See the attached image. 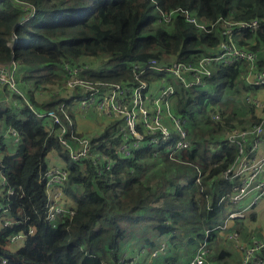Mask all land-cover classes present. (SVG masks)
Instances as JSON below:
<instances>
[{"label":"trees","instance_id":"16d2710c","mask_svg":"<svg viewBox=\"0 0 264 264\" xmlns=\"http://www.w3.org/2000/svg\"><path fill=\"white\" fill-rule=\"evenodd\" d=\"M174 8L187 9L207 24L218 16L258 19L255 30H241L235 38L258 50L255 69L264 65V0H0V63L16 64L21 91H9L19 105L0 101V264H116L123 244L137 235L142 246H155L148 234L180 237L185 244L195 242L196 249L207 230L206 242L214 238L213 227L238 205L230 201L232 183L223 175L237 149L223 134L260 122L264 114V107L244 103L264 86L246 82L250 67L242 62L216 65L205 86L185 87L165 71L143 75L149 85L167 77L174 86L171 109L185 121L190 147L172 157L164 151L153 155L145 144L117 156L119 120L110 119L89 137L91 149L110 156V165L91 158L75 161L59 141V125L46 114L53 110L67 123V111L68 131L79 135L67 107L83 95L78 87L63 86L66 61L89 64L83 77L94 83H130L134 63L196 62L214 53L219 27L200 29L181 11L165 25L160 12ZM8 127L16 131L13 147L4 140ZM50 152L65 163L62 200L74 210L56 222L46 220ZM17 240L21 246L12 248L10 242ZM179 259L178 252L164 258L168 264Z\"/></svg>","mask_w":264,"mask_h":264},{"label":"built area","instance_id":"2783aa9c","mask_svg":"<svg viewBox=\"0 0 264 264\" xmlns=\"http://www.w3.org/2000/svg\"><path fill=\"white\" fill-rule=\"evenodd\" d=\"M26 8H28L27 5L24 9ZM178 11H181V14L188 22L200 29L206 30L208 26L212 28L215 25L219 27L220 40L214 53L204 55L197 59L196 62L173 60L164 65L155 58H150L141 63H134L130 67L134 81L130 83H94L83 77V73L89 68L87 64H70L68 61L63 64L65 72V79L62 81L63 86L68 89L78 87L83 95L77 100V106L80 111L88 114L91 109H96L110 119L119 120L115 135L119 136L120 142L114 148V153L117 156H128L143 144L151 146L153 155L164 151L170 157L190 147L185 121L172 112L169 103L170 97L174 93V86L171 84V80L185 87L205 86V79L210 77L213 72V64L227 66L242 62L247 67H250L245 77L248 83L252 86H264V65L260 69H255L256 62L259 60L258 51L239 45L235 38V35L241 30H255L259 24L258 19L232 21L218 16L213 22L207 24L187 9L174 8L170 9L169 12H160L162 17L160 21H164V24L169 23L171 16ZM0 65L2 68V71H0V82L10 92L21 94L15 81L16 64L11 61L6 63L5 66L2 63ZM149 70L165 71L171 78L170 81L167 80V77L159 80V86L154 97L148 93L150 85L143 78V75ZM250 74H252L251 79L249 78ZM244 101L247 104L261 106L258 99L248 95ZM46 114L52 118L54 123L59 125V141L68 151L71 159L75 161L82 158L98 159L106 163L107 167L110 165L112 161L110 156L95 153L90 147L88 137L77 135L73 130L68 131L67 125L71 126L72 120L67 111L63 113L67 123H64L61 117L53 110L46 111ZM214 118H218V115H215ZM262 131V122L253 124L248 128H232L228 131L226 138L237 149V154L234 162L223 171V175L232 183L229 199L234 204H238L246 195L250 185L255 188V196L252 202H256L263 193L264 179L258 180V175L264 168V157L253 158V161L249 163V157L256 150L258 143L264 142ZM7 132L16 136V131L12 127H8ZM67 134L69 136H66ZM247 168L249 172L244 174ZM66 177V170L58 165L50 167L45 172L47 193L45 205L46 220L49 222H56L63 217H70L74 214L72 208L63 206L59 202L61 185ZM11 192L10 189L8 193ZM227 216L229 218H237L241 214L231 211ZM9 223V220H5V224ZM208 233L209 230L205 232L204 240L199 243L191 258L185 264H209L207 260L208 247L206 246ZM237 235V233H233V237L236 238ZM19 236L20 234L13 235L11 240ZM140 248H138L137 254L132 258L124 254H118L116 264H141L142 257L148 256L151 259L163 250V247H160L148 253L146 248ZM240 249L243 252L240 264L264 263V258L261 255L262 250H264V236L261 238L255 237L245 246L240 245Z\"/></svg>","mask_w":264,"mask_h":264},{"label":"crops","instance_id":"0c3cea01","mask_svg":"<svg viewBox=\"0 0 264 264\" xmlns=\"http://www.w3.org/2000/svg\"><path fill=\"white\" fill-rule=\"evenodd\" d=\"M258 54H259V52H258ZM87 66L90 68V65L89 64H87ZM216 67H217L216 64H213L212 65V71ZM251 76H252V74L249 75V78L250 79H251ZM245 80H246V78H245ZM246 82L248 83L247 80H246ZM149 91H150V95H152L154 97V95L156 93V89H154L153 91H151V90H149ZM8 94L10 96L7 99L6 96ZM248 96L254 97V98H256V99H258L260 101L261 106H254L253 105L254 108H256L257 110H260V109H262L264 107V89H260L258 91V95L257 96H260L259 98L257 96H255L253 92L250 93ZM18 99H19V97L15 96V95H12L11 93H9V90L6 89L5 85L0 82V101L1 102L8 103V104H12V105H19ZM171 100H172V96L170 97V101H169L170 106H171ZM244 103L247 104L245 101H244ZM67 108H68V110H70V112L72 114H73V111L75 109H78L79 110V113H80V115L82 117H85V116H87L89 114V113L88 114L82 113L80 111V109L78 108V106H77L76 103L68 106ZM261 118L262 119H261L260 122H262V124H263V131H264V114L262 115ZM73 119H74V123H75V118H73ZM260 122H257V123H260ZM254 124H256V123H254ZM252 125L253 124H249L248 123V124L243 125V126H245L244 128H248V127H251ZM3 134H4V140H5V137L6 136L11 135L7 131H3ZM227 134H228V131L223 134L224 138L227 137ZM15 142H16V138L13 139V141H7L6 144H7L8 147H13V145L15 144ZM260 157H264V142L258 143V146H257L256 150L249 157L250 158L249 159V163H251L253 161V158L258 159ZM248 172H249V169L247 168L244 171V174H247ZM262 179H264V168H263V170L258 175V180H262ZM254 196H255V188L253 187V185H250L248 187V191H247L246 195L238 202V205L233 210L228 211V213L231 212V211L239 212L241 214V216H239L237 218H229L227 216L228 213H226L221 218L222 219V223H219L218 225H216L215 227H213V229H217V231H218L223 226V222H226L227 219H233L234 220V223L232 224V226H227V228H223L220 231L219 238L217 239V241L213 242V246L212 247H208V253H207V257L208 258L207 259L209 261V264H236L235 261H233V260L231 261L230 260V253H229V251L224 249L225 248L224 247V241L227 239V237H230L231 236V238L235 239L236 242H238V243L241 242V240L244 241L245 243H248V241L250 242L252 239L255 238L254 234L252 233L251 234V237L249 238V240L246 241V239L248 237L244 233L240 234V231L238 230L239 223L245 225L247 230H252L253 229V226L258 221V216L254 212L250 211L249 214H246V212H245V210H247V208L253 206L257 202V201L256 202H252V199H253ZM247 198H249L251 201L248 204H246V205L242 204V201L244 199H247ZM233 233H237L238 234L236 238L233 237ZM148 235H149V238L150 239L155 240V244H156L155 246L151 247V246L137 245V243H141L142 242L141 239L138 240L136 238L138 236L137 235L131 241H128L127 243L123 244V246L121 247V249H120V251H119L118 254L119 255L124 254L126 256H131L130 258H132L134 255L137 254L138 250L141 249L140 247L146 248L148 253L151 250L155 249V248L163 247V250L160 251L158 253V255H156L155 257H153L151 259L148 256L142 257L141 258V264H145V263L155 264V261H156L157 258H160V257H164L165 258V256L166 257L173 256L175 254V252L180 253V257L182 256V247L184 245H186V244L181 241L180 237H177V238H175L173 240H169V236L168 235L161 236V237L160 236H155L153 234H148ZM256 238H261V237L259 236V237H256ZM173 241L176 242V243H178V244H180V249H176L175 244L170 245ZM242 246H244V245H242ZM193 251L194 250H192L190 252L189 259L191 258L192 254H193ZM189 259L187 258V260H189ZM162 262L164 264H168L164 259H163ZM179 262H180V259L178 260V262H175V263H179ZM185 263L186 262H184L182 264H185ZM158 264H160V263H158ZM171 264H173V263H171Z\"/></svg>","mask_w":264,"mask_h":264},{"label":"rangeland","instance_id":"374dc122","mask_svg":"<svg viewBox=\"0 0 264 264\" xmlns=\"http://www.w3.org/2000/svg\"><path fill=\"white\" fill-rule=\"evenodd\" d=\"M165 25H167V24L165 23ZM99 63L103 64L104 62H103V60H101V61L97 62V64H99ZM104 66H106V65L104 64ZM239 79H240V77H239ZM158 86H159V83H157V82L151 83V85H150V87L148 89V93H150L149 90H151V91H153L154 89L157 90ZM241 95L243 97V94H241ZM9 96L10 95L8 94L6 96V98L8 99ZM242 97H240V101L241 102H243ZM257 97L259 98L260 96H257ZM76 104H77V102H76ZM73 116L75 118L74 129L76 130V132L79 133L80 135L82 134V136H86L88 138L90 136H94L98 132L102 131V129L110 121L109 117L103 116L96 109H91L89 114L87 116H85V117H82L80 115V113H79V110L75 109L73 111ZM213 117H214V115H213ZM15 138H16V136H14L12 134L8 135V136L5 137V142L13 141V139H15ZM47 163H48V167L49 168L52 167V166H55V165H58L60 167H64L65 168L64 161L54 152H50L48 154ZM0 181H1V175H0ZM62 198H63V194H62V187H61V197L59 199V202L61 204L64 203ZM250 201L251 200L249 198L244 199L242 201V204L246 205ZM63 206H66V205L63 204ZM250 211L254 212L258 216V221L253 226V229L252 230H247L246 226L241 224V223H239V226H238V230L240 231V234L244 233L248 237L246 239V241L249 240V238L251 237L252 233L254 234L255 237L264 236L263 235L264 234V191H263L261 197L257 200V202L253 206H251V207L247 208V210H245L246 214H249ZM233 223H234L233 219H227L226 222H223V226L221 227L220 230L217 231V229H215L216 232H215L214 238L212 240L208 241L206 246L207 247H212L213 246V242L217 241V239L219 238L220 231L223 228H227V226H232ZM136 238L138 240L141 239V237H139V236H137ZM21 243H22V240H17V241H14V242L11 241L10 245L12 246V248H19L21 246ZM172 244H175L176 249H180V244H178V243H176L174 241L170 245H172ZM247 244L248 243H245L242 240H241V242L238 243V242H236L235 239L231 238V236H230V237H227V239L224 241V247H225L224 249L229 251L230 260L231 261L233 260V261L236 262V264H240L242 256H243V252L240 249V245H244L245 246ZM137 245H141V243H137ZM195 246H196L195 242H188L186 245H184L182 247V256L180 257V262L179 263H173V264H182V263L186 262L187 258L189 259L190 252L195 248ZM163 259H164V257L157 258L156 261H155V264L156 263L157 264L158 263L164 264L162 262Z\"/></svg>","mask_w":264,"mask_h":264},{"label":"water","instance_id":"95a60500","mask_svg":"<svg viewBox=\"0 0 264 264\" xmlns=\"http://www.w3.org/2000/svg\"><path fill=\"white\" fill-rule=\"evenodd\" d=\"M5 65H6V64H3V66H5ZM1 69H2V68H1V65H0V71H2Z\"/></svg>","mask_w":264,"mask_h":264},{"label":"clouds","instance_id":"9594fccd","mask_svg":"<svg viewBox=\"0 0 264 264\" xmlns=\"http://www.w3.org/2000/svg\"><path fill=\"white\" fill-rule=\"evenodd\" d=\"M233 21V20H232ZM235 21H237V20H235ZM3 64V63H2ZM6 64V63H5ZM172 110V109H171ZM173 112V111H172ZM226 140H227V138H226ZM228 141V140H227ZM67 207H69V206H67Z\"/></svg>","mask_w":264,"mask_h":264}]
</instances>
